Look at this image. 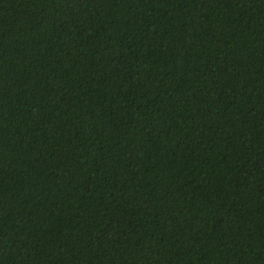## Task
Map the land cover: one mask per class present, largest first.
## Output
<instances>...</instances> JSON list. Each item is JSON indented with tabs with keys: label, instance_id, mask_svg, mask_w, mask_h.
Listing matches in <instances>:
<instances>
[{
	"label": "trees",
	"instance_id": "obj_1",
	"mask_svg": "<svg viewBox=\"0 0 264 264\" xmlns=\"http://www.w3.org/2000/svg\"><path fill=\"white\" fill-rule=\"evenodd\" d=\"M0 264H264V0H0Z\"/></svg>",
	"mask_w": 264,
	"mask_h": 264
}]
</instances>
